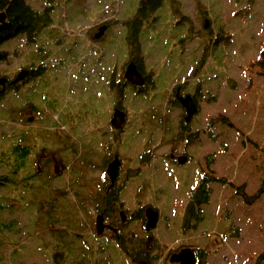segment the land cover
Returning <instances> with one entry per match:
<instances>
[{
    "label": "rangeland",
    "instance_id": "rangeland-1",
    "mask_svg": "<svg viewBox=\"0 0 264 264\" xmlns=\"http://www.w3.org/2000/svg\"><path fill=\"white\" fill-rule=\"evenodd\" d=\"M26 1L40 10L51 7L53 22L38 37L44 49L32 52L39 43H28L24 35L7 40L0 45L8 53L0 73L30 62L45 67L1 95L0 111H9L12 123L2 124L0 116V134L45 126L61 136V149L55 152L47 134L49 142L40 139L30 155L37 151L40 159L32 166L31 187L46 189L41 212L50 207L49 197L58 218L41 226L35 212L20 209L18 198L16 209L0 210V264H57L56 257L60 264H135L111 230L95 229L94 195L109 182L106 164L115 153L122 161L116 181L121 202L109 215L121 225L119 210L127 213L125 240L131 231H152L160 240L157 264H173L170 254L180 246L200 252L202 264H256L264 249V194L250 201L237 191L243 185L252 194L264 173V75L251 65L264 43V0H163L139 33L141 89L125 84L123 75L130 58L125 21L141 0ZM102 22L108 29L94 39ZM175 86L197 101L189 132L180 128L184 107L170 101ZM117 106L127 113L118 130L110 121ZM172 154L188 159L178 162ZM205 177L208 201L193 199L188 212L192 191ZM57 187L80 191L56 202ZM24 191L11 186L7 193L14 199ZM79 199L84 210L74 213L81 226L75 229L65 223L71 214L66 207ZM151 205L160 217L146 230L145 218L136 215Z\"/></svg>",
    "mask_w": 264,
    "mask_h": 264
},
{
    "label": "trees",
    "instance_id": "trees-1",
    "mask_svg": "<svg viewBox=\"0 0 264 264\" xmlns=\"http://www.w3.org/2000/svg\"><path fill=\"white\" fill-rule=\"evenodd\" d=\"M162 1L163 0H141L135 15L125 21L128 30L126 39L129 45L130 57L138 62L137 67L140 71L142 70V63L140 61L141 58L140 54L138 53L140 50V29L149 15L162 4ZM2 10L6 11L7 18L4 22H0V45L18 35H24L28 43H34L36 40H38L40 33L44 30V27L50 25L53 22L50 6H45V8H42L40 10L30 5L26 0H0V11ZM42 48L44 47L40 46L37 51L43 50ZM251 65H255L258 68V72L264 75V43L258 57L252 60ZM44 67L45 66L43 63H39L37 75L41 73L40 69ZM124 83H128L127 80L124 79ZM142 87H138L135 89H141ZM123 88L124 87L121 86L118 89V97L120 99L124 92ZM177 102L179 103L178 100L174 101V103L176 104ZM0 116L4 117L2 124L7 125L12 123L10 122L12 117L9 111L3 112L1 110ZM180 126L182 132L185 133L187 131H190L189 126L185 122V120L180 121ZM46 135L47 137H49V141L53 142L51 144L53 145L55 152L57 149L62 148L61 144L59 143L60 141H62L61 136H58L56 133L55 136L52 135V132L47 130L45 126L43 128L35 127V129L24 127L21 128V130L19 128L12 133H8L5 131L4 133L0 134V188L7 189V191H9L11 186H18L24 188L25 190L14 199L7 193V191L2 192L0 198H8L9 202L4 203L2 200H0V210L10 211L16 209L17 205L14 201H16V199L18 198L19 202H21L20 209L25 212H35L36 221L41 226H43L44 224L45 227L48 226L50 222H52L51 219L54 215L53 209L56 208V205L55 202L51 203L48 197L47 199L49 200L48 202L50 203V207H45L47 208V210L45 209L47 212H41L43 199H46V189H41V184H37L39 186L36 187H31L30 183L36 176V173L32 166H35V164L40 159L39 156L36 158L37 151L34 153V157L30 155L32 154V148L37 147L39 144H41L40 139H46L48 141V139L45 137ZM49 162L51 161H47L46 159V165ZM209 180L210 177L203 178L197 190L192 191L193 198L190 200V203L187 206L188 212L192 209V202H194L193 199H195L197 202L208 201L210 188L207 187V183L209 182ZM222 180L224 181L225 179L222 178ZM50 181L51 179L48 178L42 181V184L48 183ZM120 186L121 185L109 188V182L99 186L97 194L94 195V199L98 204V210H105L110 214L115 211V209L117 208L116 204H118V201L120 200ZM243 187V185H239V190L237 192L242 194L246 199L250 201L256 200L262 194H264V173L262 176V181L255 192H253L252 194H248L246 191H244ZM36 189L37 191H35ZM56 189L58 192L57 196L54 199L56 202L59 196H65L71 193H75L78 195L80 191L76 189V192H74L69 187H64V189L61 187H57ZM80 200L81 203L83 202L82 199H79L80 206L78 204H74L71 207H69L68 205L66 207L67 211L71 214H67L69 218L65 219V223L67 224V226L68 224L77 226L75 227V229L81 226L77 223H80V221L76 222V216H74V213L78 208H83L84 210V205L80 204ZM65 203L66 201L63 202V205ZM153 207L156 208L155 206ZM142 209L143 207L137 210V218L143 217V214L141 212ZM54 216L57 217V215ZM3 223L4 226L9 225V223ZM124 235L125 234H123L122 238L119 239V241L117 240L116 242L120 246V249L135 264H157L156 260L158 258V255L154 253V250L159 246L160 240L159 238H156L154 236V233L152 231H150L149 233H146L145 231L144 236H136L134 232L131 231L128 235V240H125ZM178 246H180V244ZM201 255L202 254L198 252V264L203 263V261L200 260ZM57 258L58 257H56V263L60 264L61 261L58 262ZM263 259L264 249L258 254L256 264H261V260Z\"/></svg>",
    "mask_w": 264,
    "mask_h": 264
},
{
    "label": "water",
    "instance_id": "water-1",
    "mask_svg": "<svg viewBox=\"0 0 264 264\" xmlns=\"http://www.w3.org/2000/svg\"><path fill=\"white\" fill-rule=\"evenodd\" d=\"M7 18L6 11L2 10L0 11V22H4ZM208 25V21L206 22V26ZM108 28V24L102 23L99 25L98 30L94 34L95 39L101 38L104 33L106 32ZM3 59V53L0 51V61ZM28 73L27 70L22 69L17 77L14 79V82L17 80L23 79L26 74ZM125 78L135 84V85H143L145 83V77L144 74L138 69L137 64L134 60H131L127 63V66L124 71ZM8 81L7 76L0 77V84L3 86V88L0 90V96L4 89L6 88V82ZM179 96V100L182 104V106L185 109L186 115H185V121H189L192 116L197 112L198 106L197 103L194 101L191 94H185L180 95V93H177ZM34 116H29L28 120H33ZM127 119V113L124 109L121 107H115L112 117H111V124L117 128L120 129L124 126ZM172 157L175 155L172 154ZM178 162H184L187 160L186 155H178L177 156ZM121 159L118 154H114L113 158L110 159L106 164V173L109 178V187H113L118 179V176L120 174V167H121ZM41 167H38V170L40 171ZM54 170L57 172L59 170L58 166H54ZM145 229L151 230L156 226L157 221L160 217V212L158 209L154 208L153 206L146 207L145 211ZM120 215L122 220L126 219V212L124 210L120 211ZM104 215L102 213H99L96 217V229L98 233H101L106 224L103 221ZM169 260L171 262H179L178 264H195L197 261V254L196 251L190 247L186 246L181 248L179 251H174L170 254Z\"/></svg>",
    "mask_w": 264,
    "mask_h": 264
},
{
    "label": "flooded vegetation",
    "instance_id": "flooded-vegetation-1",
    "mask_svg": "<svg viewBox=\"0 0 264 264\" xmlns=\"http://www.w3.org/2000/svg\"><path fill=\"white\" fill-rule=\"evenodd\" d=\"M38 42V40H36L34 43H37ZM39 43V42H38ZM31 44H33V43H31ZM40 46H42V44L41 43H39V45L38 46H35L34 48H31V51L32 52H34V50L37 48H39ZM43 47V46H42ZM42 49H44V48H42ZM2 51V53H3V59H5L6 57H7V55H8V53L6 52V51H4V50H1ZM37 51V50H36ZM35 51V52H36ZM43 51V50H42ZM131 60H134V59H132L131 57L129 58V61H131ZM135 62H136V64H137V66H138V62L136 61V60H134ZM38 68H39V65L37 64V63H35V62H30L29 64H24V66H20V68H18V70H15V71H13L12 73H10V74H1L0 73V77H2V76H7L8 77V81L6 82V88L4 89V91L2 92V95L3 94H5L7 91H9V90H16L18 87H21L22 86V84H25L27 81H29L31 78H34V76L35 75H37V72H38ZM22 69H25V70H27L28 71V73L26 74V76L23 78V79H21V80H17L16 82H14V79L17 77V75H18V73L22 70ZM142 71V73L144 74V72H143V70H141ZM145 75V74H144ZM136 87L135 88H138V87H140V86H138V85H135ZM178 86H175L174 87V89H173V93L172 92H170V94H173L174 95V99L172 100V99H170V101H175V100H178L179 101V103H181L180 102V100H179V96H178V88H177ZM3 88V86L0 84V90ZM187 94H189V93H187ZM181 95V94H180ZM183 95H185V94H183ZM1 97V96H0ZM193 97V99H194V101L197 103V101H196V99H195V97L194 96H192ZM122 107V106H121ZM184 120H185V118H184ZM186 123L188 122V121H185ZM118 130V129H117ZM186 154H187V152H186ZM178 156V155H177ZM177 156H174L173 158L171 157V159L172 160H175V161H178L177 160ZM38 167H41V168H43L42 166H40V165H38ZM116 186V183H115V185L113 186V187H115ZM109 188H112V187H109ZM109 190V189H108ZM152 206V205H151ZM146 207H148V206H146ZM146 207H145V209H146ZM122 209H120L119 210V216H120V221H121V225H119V224H117V220H114V218H110V213L108 212V211H105V210H98L97 209V213H96V217H97V215L99 214V213H102L103 215H104V218H103V221H104V223L106 224V226H105V228H104V230L101 232V233H103L105 230H111L112 232H113V235H114V237H113V239H115V241H119V239H121L122 238V232H121V228H122V226H123V224L122 223H124L125 224V222L127 221V213H126V219L125 220H122V218H121V215H120V211H121ZM125 211V210H124ZM145 211V210H144ZM95 217V218H96ZM143 217L145 218L144 219V221L146 220V217H145V213L143 214ZM95 229H96V219H95ZM96 232H97V229H96ZM98 233V232H97ZM101 233H98V234H101ZM101 237H105V235H101ZM108 238V237H107ZM184 247H186V246H184ZM181 248H183V246H180L179 247V249H177L176 251H179ZM196 251V254H197V260H198V251L197 250H195ZM202 260V259H201ZM171 263H173V264H178L179 262H171Z\"/></svg>",
    "mask_w": 264,
    "mask_h": 264
}]
</instances>
